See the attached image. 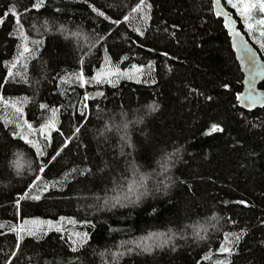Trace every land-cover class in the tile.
<instances>
[{"label": "trees", "instance_id": "1", "mask_svg": "<svg viewBox=\"0 0 264 264\" xmlns=\"http://www.w3.org/2000/svg\"><path fill=\"white\" fill-rule=\"evenodd\" d=\"M241 81L210 0H0V264H264Z\"/></svg>", "mask_w": 264, "mask_h": 264}, {"label": "water", "instance_id": "2", "mask_svg": "<svg viewBox=\"0 0 264 264\" xmlns=\"http://www.w3.org/2000/svg\"><path fill=\"white\" fill-rule=\"evenodd\" d=\"M215 18L220 19L230 49L242 75V88L236 95L237 106L243 110L264 109V61L238 29L237 21L222 0H210Z\"/></svg>", "mask_w": 264, "mask_h": 264}, {"label": "snow or ice", "instance_id": "3", "mask_svg": "<svg viewBox=\"0 0 264 264\" xmlns=\"http://www.w3.org/2000/svg\"><path fill=\"white\" fill-rule=\"evenodd\" d=\"M144 0H141V3L143 4ZM235 6V5H233ZM260 12H264V0H256L255 3H249L245 5V13H248V15L246 16L247 19H252V16L250 15L251 10L252 9H257ZM139 10V6L137 9H134L133 11H138ZM243 14V13H242ZM127 19V17L125 18ZM260 24L264 25V19H261L259 21ZM249 27H251V25H249ZM25 51H27V48H25ZM82 79V77H81ZM41 107H44L43 105ZM47 127H52V124H49ZM222 131V129L218 126V125H212L210 132L206 133V135H210L212 133H216V132H220ZM43 170V169H41ZM33 199H39V197H33ZM225 251H227V249H225Z\"/></svg>", "mask_w": 264, "mask_h": 264}, {"label": "rangeland", "instance_id": "4", "mask_svg": "<svg viewBox=\"0 0 264 264\" xmlns=\"http://www.w3.org/2000/svg\"><path fill=\"white\" fill-rule=\"evenodd\" d=\"M225 2L235 4L238 9H240V8L241 9L242 8L245 9V5L246 4L255 3L256 0H225ZM244 23L246 24L247 27H249V25H251V27L252 26H256V27L262 28L264 26V25H262V24L259 23V20L250 21L249 19H245L244 20ZM262 48L264 50V46Z\"/></svg>", "mask_w": 264, "mask_h": 264}]
</instances>
